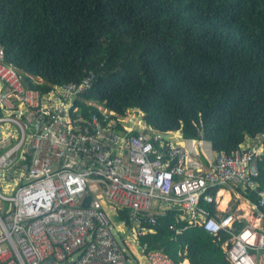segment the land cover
Instances as JSON below:
<instances>
[{
    "label": "built area",
    "instance_id": "1",
    "mask_svg": "<svg viewBox=\"0 0 264 264\" xmlns=\"http://www.w3.org/2000/svg\"><path fill=\"white\" fill-rule=\"evenodd\" d=\"M94 75L44 91L29 85L0 46V264H182L141 242L169 211L186 222L170 226L177 233L190 225L216 236L245 219L223 244L226 258L264 264L251 252L264 253L263 138L216 153L206 166L197 152L204 139L181 146L174 131H139L128 113L82 103ZM226 186L248 209L211 211L207 204ZM113 214L135 245L119 241Z\"/></svg>",
    "mask_w": 264,
    "mask_h": 264
},
{
    "label": "trees",
    "instance_id": "2",
    "mask_svg": "<svg viewBox=\"0 0 264 264\" xmlns=\"http://www.w3.org/2000/svg\"><path fill=\"white\" fill-rule=\"evenodd\" d=\"M0 46L32 87L92 71L82 103L136 109L148 126L207 140L217 153L264 141V0H0ZM259 165L264 190V155ZM174 212L141 242L178 263L230 264L223 244L245 219L216 236L190 225L177 233L170 226L186 222Z\"/></svg>",
    "mask_w": 264,
    "mask_h": 264
},
{
    "label": "crops",
    "instance_id": "3",
    "mask_svg": "<svg viewBox=\"0 0 264 264\" xmlns=\"http://www.w3.org/2000/svg\"><path fill=\"white\" fill-rule=\"evenodd\" d=\"M174 133H175V142L181 146L186 147L187 144L189 143L190 139L183 137L182 140H176L177 137L182 136V133H181V131H176ZM198 141L199 140L196 139V142L199 144ZM197 152L199 153L200 159L206 164V166L209 164V160L211 158H213L217 153L212 149L211 143L207 140H203L202 145L197 146ZM222 190H224L225 193L228 195L227 202H226L225 206H221L220 200H221V198L224 197V195L220 194V191H221V189H220V191L217 194V199H218L217 203L215 202L216 209H217L216 212L219 211V214H221V213L225 214L231 208H232V211H235L237 209L236 207H240L242 209H248L247 208V202L244 199L240 198L238 196V194L235 193L234 189H232L230 186H227L226 188H222ZM226 194H225V196H226ZM185 260H187L188 264H190L188 259H185ZM183 262H182V264H183Z\"/></svg>",
    "mask_w": 264,
    "mask_h": 264
},
{
    "label": "rangeland",
    "instance_id": "4",
    "mask_svg": "<svg viewBox=\"0 0 264 264\" xmlns=\"http://www.w3.org/2000/svg\"><path fill=\"white\" fill-rule=\"evenodd\" d=\"M126 118V121H129L130 124H135V127L140 131L147 128L146 122L143 120V113L136 111L135 109H131ZM183 136L177 137L176 140H182ZM227 187V186H226ZM222 190V189H221ZM220 191V190H219ZM119 218L115 216V214L112 215V221L116 224L115 232L120 242L123 241V239H129V241H132L133 245H135L134 240V234L129 232L128 228L125 227L124 224H120L118 222ZM263 230H264V223L262 224Z\"/></svg>",
    "mask_w": 264,
    "mask_h": 264
},
{
    "label": "bare ground",
    "instance_id": "5",
    "mask_svg": "<svg viewBox=\"0 0 264 264\" xmlns=\"http://www.w3.org/2000/svg\"><path fill=\"white\" fill-rule=\"evenodd\" d=\"M220 194H221V195H224V197L221 198V200H220V202H221V206H225V204H226V202H227L228 195L225 193L224 190H221V191H220ZM225 194H226V196H225ZM224 198H225V199H224ZM183 264H188L187 260H185V261L183 262Z\"/></svg>",
    "mask_w": 264,
    "mask_h": 264
}]
</instances>
